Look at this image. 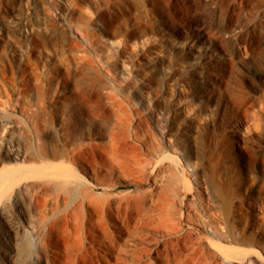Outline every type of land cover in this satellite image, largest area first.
<instances>
[{"label": "rangeland", "instance_id": "rangeland-1", "mask_svg": "<svg viewBox=\"0 0 264 264\" xmlns=\"http://www.w3.org/2000/svg\"><path fill=\"white\" fill-rule=\"evenodd\" d=\"M226 244L264 258V0H0V264H229Z\"/></svg>", "mask_w": 264, "mask_h": 264}, {"label": "bare ground", "instance_id": "bare-ground-1", "mask_svg": "<svg viewBox=\"0 0 264 264\" xmlns=\"http://www.w3.org/2000/svg\"><path fill=\"white\" fill-rule=\"evenodd\" d=\"M160 20H161V24H166L165 19H163L161 17ZM183 24L184 23H182V24H177V23L168 24V26H169L168 28L171 31L172 35H174V37L180 39L183 43V46L185 48H187L188 45H190V42L192 41V37H191V34H189L190 31ZM27 37H29V36L27 35ZM200 42L205 43L206 41L201 40ZM197 61L200 62L199 59H197ZM217 66L218 65L216 64V65H212L211 67H217ZM199 73H200V75H198V77L196 78V81L201 82V86L204 87V83H205L204 70H200ZM140 93L142 94L141 91H140ZM166 130H167V128L165 126H162L161 132H162L163 138L165 136ZM244 201H245V199H241V201H239V205L241 206L240 209H242V216H240V217H245L247 215V214H243L246 211V208L243 206V204L245 205ZM18 210H19V212L25 214V216H26V214L28 216L27 218L29 219V225H30L29 227H31V229H30L31 233L30 232H28V233L35 234V227H36L37 221L40 219L39 215L41 212L39 205L30 199V200H28L27 205L23 203L21 205V207L18 208ZM243 215H245V216H243ZM235 219L239 220L238 217H235ZM11 223L13 226H15V223L13 220ZM240 234H241L240 230H239L237 223H236V224H233V227L229 230V233H227L225 235H220V236H221V238H223L224 240H226L229 243H231L233 241L242 242V240L239 238ZM248 243L252 244V241H250ZM37 244H40V243L38 242ZM42 246H43V244H42ZM42 246H37L35 249V254L39 258L43 257L45 255V250L43 248L44 246L43 247ZM220 250H221V252H223L224 256L229 260V264H264V258L254 254V250H250V249L242 248V247H231V246H228L227 244L225 246H221ZM261 254H263V253H261ZM18 263L20 264V262H18Z\"/></svg>", "mask_w": 264, "mask_h": 264}]
</instances>
